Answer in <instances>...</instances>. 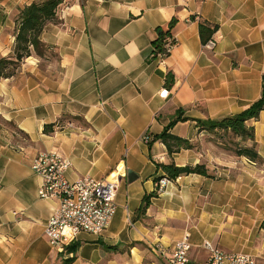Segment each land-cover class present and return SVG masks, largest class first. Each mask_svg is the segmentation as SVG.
<instances>
[{"label":"crops","instance_id":"obj_1","mask_svg":"<svg viewBox=\"0 0 264 264\" xmlns=\"http://www.w3.org/2000/svg\"><path fill=\"white\" fill-rule=\"evenodd\" d=\"M33 1L0 0V57H13L16 16ZM56 16L39 36L47 57L33 52L0 79V264H162L155 247L170 251L185 234L194 262L207 259L208 242L264 264V110L247 122L261 163L232 155L225 138L196 123L239 114L264 95V0H64ZM173 18L175 46L151 59L155 29ZM200 23L217 26L212 49ZM177 113L187 121L171 134L192 149L169 155L142 141ZM51 152L70 162L69 182L117 183L108 228L80 233L62 251L44 236L57 202L38 196L30 168ZM170 163L201 165L206 175L177 177L141 211L165 175L157 165Z\"/></svg>","mask_w":264,"mask_h":264},{"label":"built area","instance_id":"obj_2","mask_svg":"<svg viewBox=\"0 0 264 264\" xmlns=\"http://www.w3.org/2000/svg\"><path fill=\"white\" fill-rule=\"evenodd\" d=\"M164 42L166 51L170 53L175 40L169 37ZM214 46L215 40L210 39L204 48L212 49ZM159 95L166 97L167 92L161 91ZM142 141L148 143L149 138L144 135ZM69 167L68 159L57 152L39 154L30 165L31 171L40 179L38 196L57 202L44 227V236L56 251L71 245L80 233L95 236L103 233L117 209L116 182L89 177L69 182L65 178ZM169 182L167 178H160L156 184L157 192L164 191ZM155 249L162 258V264H258L250 255L225 253L208 242L203 243V249L208 253L207 259L203 263L194 262L189 258L191 245L188 234L175 242L170 251L161 245Z\"/></svg>","mask_w":264,"mask_h":264},{"label":"trees","instance_id":"obj_3","mask_svg":"<svg viewBox=\"0 0 264 264\" xmlns=\"http://www.w3.org/2000/svg\"><path fill=\"white\" fill-rule=\"evenodd\" d=\"M64 0H34L30 5L24 6L18 11L16 16V30H15V44L13 49V57H0V79L8 78L14 74L19 67L20 62L29 57L33 52L39 58L47 57V48L40 42L39 36L44 27L49 23H56V12ZM176 23V19H171L165 29L157 27L155 29L156 36L152 41L151 59L156 60L159 57L166 58L169 53L165 49V39L172 37V29ZM199 38L203 45H205L216 32L217 26L207 23L199 24ZM52 57H54L52 55ZM174 84V76L168 73L165 78V87L171 89ZM264 110V95L251 104L247 109L239 114L226 117L220 121L198 120L197 126L208 134L214 135L217 139L226 140L225 150L237 157H245L251 162L261 163V159L256 150L254 142V128L247 125L250 120H256L259 114ZM177 117L169 122L165 129L155 137L150 139L147 143L150 146L154 141L161 142L169 155L179 151L180 149H192L189 141L181 139L171 134L172 127L180 121H187L182 118L181 113H177ZM54 125H46L44 133L50 134L53 132ZM233 138V139H232ZM164 171V178L169 181L175 180L177 177L189 174L206 175L203 166L197 165L195 167H176L174 163L167 165H157ZM158 182V180H155ZM155 192L144 197L141 211H144L150 204V199L156 197ZM261 228L264 230V220ZM65 264H68L65 261Z\"/></svg>","mask_w":264,"mask_h":264},{"label":"rangeland","instance_id":"obj_4","mask_svg":"<svg viewBox=\"0 0 264 264\" xmlns=\"http://www.w3.org/2000/svg\"><path fill=\"white\" fill-rule=\"evenodd\" d=\"M233 139V138H232Z\"/></svg>","mask_w":264,"mask_h":264}]
</instances>
